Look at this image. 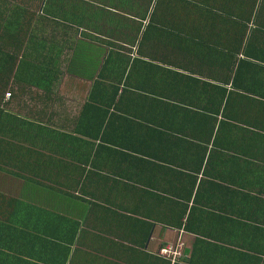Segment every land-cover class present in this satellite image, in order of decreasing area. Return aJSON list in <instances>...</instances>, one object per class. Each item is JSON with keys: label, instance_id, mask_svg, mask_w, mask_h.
I'll return each mask as SVG.
<instances>
[{"label": "trees", "instance_id": "obj_1", "mask_svg": "<svg viewBox=\"0 0 264 264\" xmlns=\"http://www.w3.org/2000/svg\"><path fill=\"white\" fill-rule=\"evenodd\" d=\"M38 1L35 10L25 4L26 8L0 5V264H65L77 230L70 220L63 225L58 202L78 201L76 186L93 196L88 191L93 184L104 200L110 181L121 184L120 179H93L88 173L83 181L74 178L84 173L82 169L59 156L60 143L66 141L72 146L63 151V158H74L85 141L79 135L89 131L95 137L101 133L105 143L138 151L129 156L135 166H149L148 158L172 166L158 181L161 194L144 193V207L132 211L147 219L140 221L142 237L147 238L157 221L164 228L193 233L187 264H264V0H109V8L118 13H148L147 22L140 28L142 23L133 19L127 57L112 59L108 53L102 59L69 133L50 127V116L14 113L8 107L14 99L13 87L41 85V93L50 92V82L42 79L55 77L56 43L61 38L57 30L66 23L88 30L98 13L108 9L93 10L88 0ZM39 12L51 28L43 39L35 35L39 22L26 18ZM161 15L163 22H157ZM42 40L52 45L50 51L43 49ZM80 40L64 42L63 50L73 49L67 62L71 74L81 65L79 57L86 58L88 44ZM205 61L203 74L209 80L199 78ZM157 62L164 64L156 68L163 71L161 75L147 76ZM166 63L182 72L175 71L173 77ZM155 83L161 85L160 94L148 105L152 109L156 105L160 112L150 119L169 132L153 129L138 138L133 132L137 124L130 120L129 131L123 124L126 118H114L110 108L139 104L146 98H139L143 85L154 90ZM128 113L138 117L137 112ZM157 141L162 148L153 150ZM110 146L101 143L100 152L114 151ZM121 180L128 182L121 184L125 187L137 184L126 175ZM152 181L143 184L152 189ZM46 198L50 205L53 202L50 209L43 208ZM159 199L163 209L155 212L153 202ZM28 216L50 222L29 229L24 221ZM137 227L133 224L132 232L138 233ZM151 259L154 264H179L168 257Z\"/></svg>", "mask_w": 264, "mask_h": 264}, {"label": "crops", "instance_id": "obj_2", "mask_svg": "<svg viewBox=\"0 0 264 264\" xmlns=\"http://www.w3.org/2000/svg\"><path fill=\"white\" fill-rule=\"evenodd\" d=\"M6 0H0V5L2 6ZM67 1V0H65ZM80 2L86 0H78ZM93 4V10H97L99 6L106 7L108 10L105 13H98L99 16L96 18L94 24L88 30H81L78 27H72L68 23L61 26L57 31L61 32L58 35L60 39L56 43V51H58V63L55 65V77L53 75L47 79L43 78L42 81L48 80L50 82L49 88L51 91L47 94L41 93L42 86H32L21 84L19 86H14V99L10 109L14 113H19L22 116H34L38 115L45 119L50 116L48 125L50 127L56 128L61 132H71V130L76 126L77 117L81 114V108L87 97L90 94V90L94 81V76L96 69L103 58L107 57L108 53L111 55L112 59L117 56L122 59V56L127 57L129 55V41L128 38L133 34V19L137 23H142L140 28L147 22L148 13H118L117 11L109 8L107 2L109 0H88ZM115 1V0H114ZM125 3V0H122ZM131 0H128V2ZM124 4V12H125ZM63 12L62 8L59 9V13ZM108 12V13H107ZM153 16V15H152ZM28 21L35 24L39 22V30L35 32L36 36L42 38V36H47L50 33L51 28L43 23L41 13H28ZM154 18V17H153ZM55 22V21H54ZM157 22H163L162 15L157 18ZM68 25V26H66ZM57 25H55L56 27ZM136 25L134 26V29ZM205 31V30H204ZM203 31V32H204ZM63 32H66L68 36H63ZM84 32L87 38H84ZM71 33V34H70ZM71 36H70V35ZM73 34V35H72ZM76 35V36H74ZM43 39V38H42ZM86 41L88 47H90V55H86V58L79 57L77 66V73L68 72V60L69 55L73 53L71 50H63L65 43ZM65 42V43H64ZM205 42V41H204ZM43 49L50 51L52 45L49 42L42 40ZM206 43V42H205ZM41 45V46H42ZM88 47H85L87 50ZM127 49L128 53L124 50ZM119 53V55H117ZM202 70V74L207 72L205 64ZM163 66L164 64H157L150 70L147 76L161 75L163 71L157 70V66ZM166 68L172 69V73L182 72L181 70H176L175 68H170L169 66H174L173 63H166ZM144 67V66H143ZM175 67V66H174ZM164 68V69H166ZM145 70V68H144ZM148 72V71H147ZM199 74V73H198ZM173 77L176 74H172ZM145 76V77H147ZM198 76V75H197ZM199 78L204 80H209V77L205 74L201 75ZM150 84V78H147ZM52 83V84H51ZM157 85L152 90L151 88L143 85V91L139 89V98H142L139 104H133L131 107L123 109H118V107H111L110 111L113 112V117L124 116L123 124L130 131L131 121L135 124L133 132L136 133L138 138L144 132L150 133L153 129L168 131V129H163L158 126L155 122L151 121V116L158 115L159 109L154 105V109L148 105V102L152 101V98H158L160 91V84ZM160 85V86H159ZM146 89L147 90L146 92ZM19 91V92H18ZM18 92V93H17ZM144 93V94H143ZM157 93V94H156ZM48 96V98L46 96ZM9 98V97H7ZM127 100H129L127 98ZM138 99L134 103H138ZM156 102V99H155ZM15 104V105H14ZM127 107V106H126ZM91 116L95 114L94 109L91 108ZM138 113V117L130 115L128 112ZM132 118V119H131ZM159 120V118H158ZM139 124V125H138ZM89 129L87 126L84 128V132ZM89 131L85 134L79 135L82 137L81 147L78 149L77 153L74 154V158H63V151L72 146L70 142L62 141L59 146L60 154L62 160L67 161L70 164L80 167L83 174L76 173L74 178L83 179L87 177V173L93 179L97 178H107V179H120V183H128L126 180H121L123 176H129L132 181L136 183H129L126 187L124 185H116L114 182L108 183V188L110 189L105 196V199H101L99 188L94 184L88 191H91L93 196L84 195L81 192V186H76L74 192L78 194L79 200L72 202H66L65 200L58 202V208L63 216V225L67 223V220L71 221L76 225V239L69 246L67 261L65 264H154L152 257L164 258V256L159 254V251L164 249V247L171 245L174 241L178 243L181 241L183 243V250L178 259H172V262H179V264H187L186 261L190 260V256L193 250V244L195 242V236L193 233H189L184 228H164V224L154 221V225L150 229L147 238L142 237V232L144 227L141 226L140 221L145 222L147 219H143L138 214H132L135 208L144 207L141 200L142 196L146 192H151L154 194H161V186H159L160 177L162 176L163 170L167 171V167H172L168 163L153 160L152 158H144L150 161L149 166L133 165V160L129 157L130 155H137L138 151L126 150L119 146H115L114 142H107L100 140L99 134H92ZM106 145L114 151L107 153L105 150H101L100 145ZM128 143V142H125ZM124 143V145H125ZM153 150H159L161 147L160 142L153 143ZM146 150V149H145ZM142 149V151H145ZM125 153V154H124ZM138 157V156H135ZM104 164L111 165V169L105 168ZM140 164V163H139ZM63 175H68L63 172ZM28 177H35L34 174H28ZM121 177V178H120ZM139 178V179H138ZM153 180V181H152ZM152 181L154 187L152 189L147 188L143 182ZM158 183V184H157ZM66 189L63 188L62 192ZM72 192V190H71ZM88 193V192H87ZM127 194L125 198H121L120 194ZM130 194L136 195V197L130 198ZM82 195V196H81ZM49 199H43V208L50 209L53 202L48 201ZM51 206V207H50ZM153 208L155 212L157 210L162 211L163 203L160 201L153 202ZM134 218V220H133ZM39 217L28 216L27 220H24L26 226L29 229L36 228V226H41L45 223L50 222V218L45 220ZM133 220V221H132ZM68 222L67 226L71 223ZM40 224V225H39ZM138 225L139 232H132V225ZM40 227H38L39 229ZM36 231V229L34 230ZM141 233V235H140ZM60 243L61 250L63 251V240ZM143 243V245L141 244ZM148 256L150 258H148ZM184 258L185 260L180 262L179 259ZM37 264H43L38 262ZM45 264V263H44Z\"/></svg>", "mask_w": 264, "mask_h": 264}, {"label": "rangeland", "instance_id": "obj_3", "mask_svg": "<svg viewBox=\"0 0 264 264\" xmlns=\"http://www.w3.org/2000/svg\"><path fill=\"white\" fill-rule=\"evenodd\" d=\"M8 4H17L16 6H19V7H22L23 6L22 4H25V5L29 6L30 9L35 10L37 8L34 6H37L39 4V1L38 0H6L4 2L3 6H5V5L7 6ZM23 8H26V6H23ZM20 12H22V9H20ZM90 52H91L90 47H88V49L85 52V55H90ZM70 56H71V53H70L69 57ZM6 96H7V94H6ZM19 113L24 114L22 112H19ZM164 248H166L170 251L169 254L162 255L161 252L159 251L160 255L168 256V258H172V259L173 258L178 259V257L181 255V251L183 250L184 247H183V243L181 241L179 243L177 241H175V242L173 241L171 243V245H168Z\"/></svg>", "mask_w": 264, "mask_h": 264}, {"label": "built area", "instance_id": "obj_4", "mask_svg": "<svg viewBox=\"0 0 264 264\" xmlns=\"http://www.w3.org/2000/svg\"><path fill=\"white\" fill-rule=\"evenodd\" d=\"M9 96H10V93H7V97H9ZM160 252L162 255H167V254H169L170 251L168 249L164 248ZM164 257H168V256H164Z\"/></svg>", "mask_w": 264, "mask_h": 264}]
</instances>
